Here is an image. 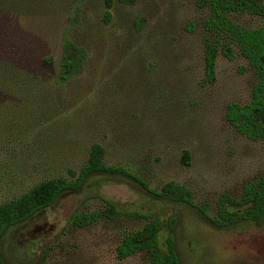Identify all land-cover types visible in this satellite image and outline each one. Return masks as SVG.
I'll list each match as a JSON object with an SVG mask.
<instances>
[{
	"label": "rangeland",
	"instance_id": "rangeland-1",
	"mask_svg": "<svg viewBox=\"0 0 264 264\" xmlns=\"http://www.w3.org/2000/svg\"><path fill=\"white\" fill-rule=\"evenodd\" d=\"M203 1L0 0V205L40 182L75 179L98 143L107 166L138 175L154 191L183 186L205 211L94 175L8 230L0 240L5 264H140L146 252L120 259L116 248L152 219L161 223L162 253L175 220L179 264H264V204L261 221L213 222L222 197L240 201L244 187L260 179L264 142L239 135L225 119L228 105L250 101L255 77L247 62L219 55L214 80L206 79ZM230 18L248 29L264 24L250 15ZM66 39L85 57L61 87ZM102 199L118 217L73 225L75 214L104 209ZM247 209L227 205L232 216Z\"/></svg>",
	"mask_w": 264,
	"mask_h": 264
},
{
	"label": "trees",
	"instance_id": "trees-1",
	"mask_svg": "<svg viewBox=\"0 0 264 264\" xmlns=\"http://www.w3.org/2000/svg\"><path fill=\"white\" fill-rule=\"evenodd\" d=\"M127 4L130 0H116ZM208 16L203 23L204 71L206 79L212 82L215 78V63L220 55L232 61L236 55L244 59L252 70L255 83L251 89L250 101L246 105L231 103L227 106L225 119L235 131L251 141L264 142V24L256 29H248L235 23L230 15H250L264 19V4L259 0H204ZM190 27L189 30H191ZM85 51L73 41L66 39L62 45L61 59L57 74L59 86L79 73L80 64L84 60ZM105 150L95 143L90 147L88 158L73 180L54 179L35 185L21 197L0 205V240L8 230L17 227L38 214L47 210L65 192L75 191L94 175H106L123 178L139 185L148 194L169 202L187 205L205 214V211L193 204L191 192L183 186L172 182L165 184L160 191L151 190L138 175L121 167H111L104 163ZM181 164L190 165V155L182 152ZM105 208L99 211L75 214L71 221L77 227H89L102 219L118 217L114 205L102 199ZM264 204V172L257 182L248 183L244 187L240 201H232L227 197L219 200L217 225H230L237 221H261ZM227 205L244 206L248 209L241 216H232L227 212ZM144 219L150 217L137 215ZM175 220L169 223L170 234L166 239L167 252L162 253L158 247V235L161 223L158 219L149 220L140 229L126 234L116 248L120 259L130 257L139 252H146V259L140 264H179L175 252L172 231ZM0 264H5L0 256Z\"/></svg>",
	"mask_w": 264,
	"mask_h": 264
}]
</instances>
